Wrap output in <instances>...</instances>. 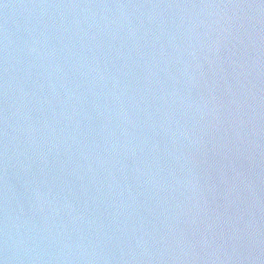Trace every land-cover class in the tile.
<instances>
[{
	"label": "water",
	"instance_id": "obj_1",
	"mask_svg": "<svg viewBox=\"0 0 264 264\" xmlns=\"http://www.w3.org/2000/svg\"><path fill=\"white\" fill-rule=\"evenodd\" d=\"M0 264H264V0H0Z\"/></svg>",
	"mask_w": 264,
	"mask_h": 264
}]
</instances>
